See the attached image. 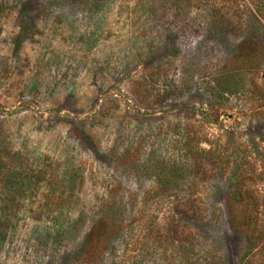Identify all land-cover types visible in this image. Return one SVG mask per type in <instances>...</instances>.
<instances>
[{
  "label": "rangeland",
  "instance_id": "1",
  "mask_svg": "<svg viewBox=\"0 0 264 264\" xmlns=\"http://www.w3.org/2000/svg\"><path fill=\"white\" fill-rule=\"evenodd\" d=\"M0 264H264V0H0Z\"/></svg>",
  "mask_w": 264,
  "mask_h": 264
},
{
  "label": "trees",
  "instance_id": "2",
  "mask_svg": "<svg viewBox=\"0 0 264 264\" xmlns=\"http://www.w3.org/2000/svg\"><path fill=\"white\" fill-rule=\"evenodd\" d=\"M156 177L160 182L166 185V187L179 188L178 186L182 182L177 169H173L172 167H158L156 171ZM254 214L255 209L252 211V218Z\"/></svg>",
  "mask_w": 264,
  "mask_h": 264
}]
</instances>
